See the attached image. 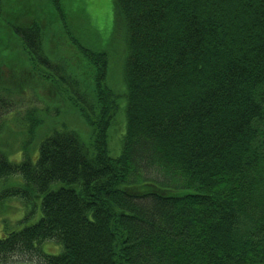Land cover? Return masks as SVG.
Segmentation results:
<instances>
[{"label":"trees","instance_id":"1","mask_svg":"<svg viewBox=\"0 0 264 264\" xmlns=\"http://www.w3.org/2000/svg\"><path fill=\"white\" fill-rule=\"evenodd\" d=\"M50 1L81 62L50 53L39 15L14 20L0 0V61L19 43V71L46 95L14 154L3 133L15 89L0 73V206L28 208L1 230L0 264H264V0H113L121 91L107 47L83 44ZM60 99L86 139L64 119L34 134Z\"/></svg>","mask_w":264,"mask_h":264},{"label":"rangeland","instance_id":"2","mask_svg":"<svg viewBox=\"0 0 264 264\" xmlns=\"http://www.w3.org/2000/svg\"><path fill=\"white\" fill-rule=\"evenodd\" d=\"M33 0H5L4 4L7 8V14L14 17V20L26 21L33 14L39 15L40 23L44 25L45 32L43 36V42L47 45L48 50L52 51L54 56L66 58L71 64L78 63L77 59L73 56V51L77 52L71 43L68 41L67 36L63 32L60 24L57 20L54 23L51 22L50 12L52 10L50 0H34L37 6L32 3ZM68 7L71 18L74 24L79 25L78 35L80 41L93 48L107 47L108 51V82L114 90L121 91L124 88L123 71L125 65V42L120 35L113 38V0H63ZM24 5L26 8H22ZM8 38V37H6ZM122 39V40H121ZM12 47V54H10V61H0V73H4L8 78L10 87L15 89L12 100L15 101V108L13 111L6 114V131L3 133L4 141H9L12 145L13 153L15 154L19 147L20 139L22 138V130L24 129L27 108H36L39 112L43 106V99L45 95L44 91H37V85L32 83L31 72L28 68H24L28 75L25 77L24 70L21 68L23 64H27L28 61L25 58L23 51L21 50L19 43L8 42L6 47ZM10 51V50H9ZM5 56L3 55L1 59ZM15 60V61H14ZM13 61V62H12ZM10 64V65H8ZM29 67V66H28ZM21 72H20V71ZM28 85L25 91L21 92L20 89H16L18 85ZM36 89H32V87ZM52 88V87H51ZM54 88V87H53ZM45 99V98H44ZM61 105H58L57 114H51L52 121L45 120L42 125L40 122L35 126L34 134H37L41 129L50 127L57 122L63 121L70 126L77 128L81 132V136L86 139L87 128L86 123L80 118V115L73 111V108L68 105L66 101H61ZM65 102V103H64ZM121 108L123 109L122 105ZM49 117V116H48ZM122 114L116 117L120 121ZM121 123V122H120ZM115 131L118 128L116 136L120 135L121 126L116 123L114 125ZM120 132V133H119ZM111 135V132H110ZM2 137V139H3ZM117 148V147H116ZM112 152V151H111ZM113 152H116L115 150ZM27 207L21 201L18 196H13L0 206V232L5 228V225H17L21 226L26 220L20 221L24 218L27 211ZM43 249L47 252L58 251V245L53 241H43Z\"/></svg>","mask_w":264,"mask_h":264}]
</instances>
